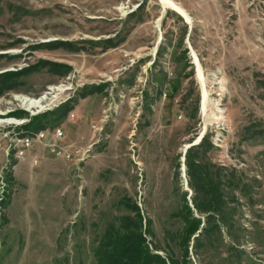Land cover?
<instances>
[{
	"label": "rangeland",
	"instance_id": "1",
	"mask_svg": "<svg viewBox=\"0 0 264 264\" xmlns=\"http://www.w3.org/2000/svg\"><path fill=\"white\" fill-rule=\"evenodd\" d=\"M173 1L191 23L159 0H0V73L32 67L0 91V264H96L126 197L159 253L184 201L200 230L181 160L200 135L232 209L196 246L191 235L190 263L264 264V0ZM34 116L44 127L23 129ZM55 127L69 159L49 151ZM38 130L18 156V136Z\"/></svg>",
	"mask_w": 264,
	"mask_h": 264
},
{
	"label": "trees",
	"instance_id": "2",
	"mask_svg": "<svg viewBox=\"0 0 264 264\" xmlns=\"http://www.w3.org/2000/svg\"><path fill=\"white\" fill-rule=\"evenodd\" d=\"M57 43L59 42L54 44ZM59 44L70 45L69 42ZM31 69L32 67H25L16 71L1 72L0 91L12 88L18 76L26 74ZM99 89L100 86H93L86 95ZM69 107H63L57 117L64 114ZM19 113L21 112L15 111L12 114L18 116ZM39 118L32 117L31 121L23 124V129L37 130L44 127L38 121ZM210 146V142L203 135L198 144L187 148L184 154L185 171L189 176L188 182L194 194L192 205L198 213H205L198 233L193 235L201 222L200 214H194L184 201L172 212L174 216L181 218L182 223L175 234L166 241L165 247L162 248L163 252L159 253L157 249L160 248L146 240L145 233H152L149 227L150 220L143 218L135 200L126 197L124 204L130 212L120 214L114 220L108 221L93 246L92 252L96 264H191L188 257V243L191 235H193V246H196L203 235L214 228L219 230L218 220H226L227 210L232 209L231 207L226 209L224 206L225 202L219 186L220 171L211 169L212 165L209 163L201 162L199 149L202 147L204 151ZM170 243L178 246V254L173 252Z\"/></svg>",
	"mask_w": 264,
	"mask_h": 264
},
{
	"label": "built area",
	"instance_id": "3",
	"mask_svg": "<svg viewBox=\"0 0 264 264\" xmlns=\"http://www.w3.org/2000/svg\"><path fill=\"white\" fill-rule=\"evenodd\" d=\"M45 135L47 133H44L43 130H38L33 134L30 133H23L18 136L17 140V145H18V156L23 155L24 150H26L33 142V140L40 142L45 139ZM47 137V146L49 148V151L55 155V156H61L65 159L70 158V153L67 152L64 148H61L59 145L55 144V142L51 138H58L62 136V131L59 127L52 128ZM217 147L220 149L222 148L221 144L218 143Z\"/></svg>",
	"mask_w": 264,
	"mask_h": 264
},
{
	"label": "bare ground",
	"instance_id": "4",
	"mask_svg": "<svg viewBox=\"0 0 264 264\" xmlns=\"http://www.w3.org/2000/svg\"><path fill=\"white\" fill-rule=\"evenodd\" d=\"M159 1H160V3H161L163 8H167V9L175 11L182 18H184L186 20V22H189V23L192 22L190 16L186 12V10L183 7H181L178 3L174 2L173 0H159ZM192 57L194 59V64L196 66L197 78H198V80L201 83V91H202L201 104H202V110H204V108H205V99H206L207 96H206V92H205V89H204L203 74L201 73L200 65H199V62H198V59H197V56H196L195 52H193V56ZM41 102H42V99H40V100H32V101H29L27 99H23L22 100V103L25 105V107L27 109L39 108V107H41ZM220 119H223V117H220ZM3 122L7 123L8 120H3V119L0 118V123H3Z\"/></svg>",
	"mask_w": 264,
	"mask_h": 264
},
{
	"label": "water",
	"instance_id": "5",
	"mask_svg": "<svg viewBox=\"0 0 264 264\" xmlns=\"http://www.w3.org/2000/svg\"><path fill=\"white\" fill-rule=\"evenodd\" d=\"M201 137V135L200 136H198V139ZM197 139V140H198ZM197 140H196V142H197ZM196 142H194V143H191V144H188V145H185L184 147H183V149H182V157H181V160H183L184 159V154H185V151H186V149H187V147H189L190 145H193V144H195ZM199 230V229H198Z\"/></svg>",
	"mask_w": 264,
	"mask_h": 264
}]
</instances>
